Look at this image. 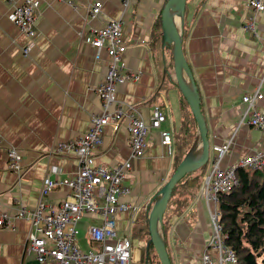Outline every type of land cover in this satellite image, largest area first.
Listing matches in <instances>:
<instances>
[{
    "label": "crops",
    "instance_id": "obj_1",
    "mask_svg": "<svg viewBox=\"0 0 264 264\" xmlns=\"http://www.w3.org/2000/svg\"><path fill=\"white\" fill-rule=\"evenodd\" d=\"M39 1V38L25 57L22 49L27 40L11 20L9 0H0V203L12 216L20 201L30 209L37 206L46 177L61 178L51 172L53 167L65 175L78 171L73 155L55 154L53 148L59 142L80 139L90 128L92 116L101 112L96 89L105 79L109 57L102 51L101 60L96 61L92 39L111 20H122L127 68L140 77L119 88L118 101L134 106L147 122L154 108L160 107L167 117L162 130L173 133L176 151L177 135L189 121L180 91L166 80L154 55V28L168 0H132L125 12L122 0ZM249 1L187 0L184 18L179 14L183 51L200 94L211 145L233 141L222 161L224 169L264 149L263 130L238 124L246 109L242 97L264 82V11L257 16L258 33L253 36L245 29ZM94 2L103 5L96 19L89 16ZM166 51L164 65L175 82L171 50ZM257 108L264 113V99ZM127 124V119L122 121L118 132L107 129L93 163L105 168L128 163L125 186L131 194L121 201L141 207L137 219L149 218L150 204L173 175L174 157L161 144L160 131L152 130L144 156L132 159ZM200 141L193 146L195 156ZM10 147H17L23 157L21 174L8 168ZM67 195L60 188L47 201L57 204ZM127 218V214L119 216L120 229ZM169 219L167 242L173 264H199L212 232L201 190L183 215L171 211ZM14 224V230L0 229V264L36 263L35 256L26 252L30 222L17 219Z\"/></svg>",
    "mask_w": 264,
    "mask_h": 264
},
{
    "label": "built area",
    "instance_id": "obj_2",
    "mask_svg": "<svg viewBox=\"0 0 264 264\" xmlns=\"http://www.w3.org/2000/svg\"><path fill=\"white\" fill-rule=\"evenodd\" d=\"M122 1L125 12L132 0ZM9 2L13 9L11 20L27 40L22 49L23 55L29 57L39 38L37 23L41 3L39 0ZM68 3L74 6L72 2ZM248 4L250 15L247 17L245 29L257 36V16L264 11V2L250 0ZM102 9L101 2H94L89 8V16L92 19L98 18ZM92 47L97 50L96 61L101 60L102 51H106L109 57L105 79L96 89L101 100V112L92 116L90 128L80 139L59 142L53 148L55 154L73 155L79 166L78 171L65 175L63 170L53 167L51 172L61 178L44 179L41 199L34 209L26 207L20 201L17 204V214L12 216L2 209L0 203V229L14 230L17 219L30 222L32 227L26 252L33 254L38 264H135L133 228L141 207L121 201L122 197L131 194V189L125 186L129 164L122 163L105 168L94 166L93 163L95 153L104 146L108 128L118 132L121 122L127 119L132 159L144 156L152 130L160 131L161 144L168 155L174 157L176 154L172 132L162 130L167 117L160 107L154 108L152 117L147 122L134 106L122 104L116 99L118 85L129 79L136 82L140 78L127 68L128 46L124 41L122 20H111L104 28L96 30ZM263 85L264 82H261L254 92L242 97L246 109L238 122L239 127L248 125L264 131V113L257 108L264 99ZM232 143L229 140L213 146L211 166L201 187V197L208 207L212 232L199 264L237 263L235 251L226 244L228 236L220 222L219 197L232 191L238 169H264V149H259L224 169L222 161L230 153ZM7 158L9 170L21 174L23 157L18 148H8ZM60 188L67 191V197L57 204L48 202V195ZM124 214L128 218L122 230L119 228V216ZM86 215L91 216L93 224L86 235L80 238L77 226Z\"/></svg>",
    "mask_w": 264,
    "mask_h": 264
},
{
    "label": "trees",
    "instance_id": "obj_3",
    "mask_svg": "<svg viewBox=\"0 0 264 264\" xmlns=\"http://www.w3.org/2000/svg\"><path fill=\"white\" fill-rule=\"evenodd\" d=\"M167 49H169V47L164 44L161 17L154 28L155 60L158 67L163 68V74L166 80L171 81L173 86L179 90L178 85L176 82L172 81L168 69L164 65ZM182 98L189 111V121H186L180 134L177 135L178 149L173 158L175 162L173 173L177 170L179 164L187 157L189 146L193 143L189 128L191 119L196 123L191 109L183 95ZM210 161L200 170L186 175L178 184L175 193L172 195L163 221L164 240L168 252L167 238L170 234L169 213L174 211L176 216L180 217L183 215L189 202L194 199L198 191L201 190L203 178L210 167ZM151 206L152 204H150V209ZM219 211L223 231L228 236L226 244L235 251L238 259L236 264H264V169L256 171L238 169L236 171L235 183L232 191L229 194H222L219 197ZM145 233L150 234L148 215L144 218L141 217L137 219L134 227L133 239L136 240L139 235ZM171 262L173 264L172 259Z\"/></svg>",
    "mask_w": 264,
    "mask_h": 264
},
{
    "label": "water",
    "instance_id": "obj_4",
    "mask_svg": "<svg viewBox=\"0 0 264 264\" xmlns=\"http://www.w3.org/2000/svg\"><path fill=\"white\" fill-rule=\"evenodd\" d=\"M175 1L176 0H168L162 10L161 17L164 33V44L171 50L174 80L178 85L183 97L187 101L197 123L202 150L201 155L197 159H192L191 152L188 153L187 157L179 164L177 170L173 173L165 186H163L162 189L157 193L152 202L148 218L150 240L147 243V249H149L151 246L155 249L161 264H172L164 240L163 221L173 192L186 175L200 170L206 166L210 161L211 156L209 130L202 111L200 94L196 86L193 73L183 51L182 29L180 30L177 25H172L170 32H168V28H170V26L166 22V18L171 15ZM180 2L182 8V17L184 18L187 0H180ZM184 73L187 80L184 78ZM158 222H160L161 234L158 227ZM34 264L38 263L36 262Z\"/></svg>",
    "mask_w": 264,
    "mask_h": 264
},
{
    "label": "rangeland",
    "instance_id": "obj_5",
    "mask_svg": "<svg viewBox=\"0 0 264 264\" xmlns=\"http://www.w3.org/2000/svg\"><path fill=\"white\" fill-rule=\"evenodd\" d=\"M176 25L179 26V21L176 23ZM172 94L177 95L178 92L174 91V92H172ZM189 128L191 131L190 136L192 137L193 143H191L192 145L189 146L188 151L191 152V149L196 144V142L200 141V134H199L198 126L193 121V119H191V121L189 123ZM210 144H211V142H210ZM212 148H213V145H211L210 159L213 158ZM204 178H203V180H204ZM175 190H174L173 194L175 193ZM92 224H93V222H92L90 215H86L82 218V220L79 222V224L77 226L79 229V232H80V238H83L86 235L88 228ZM160 234H161V231H160ZM149 240H150V234H147V233L139 235L136 238V241L134 243V247L136 248V262H135V264H161L155 249L153 247H151L150 250L147 249V243L149 242ZM82 245H83V247L85 246L84 242H82Z\"/></svg>",
    "mask_w": 264,
    "mask_h": 264
},
{
    "label": "bare ground",
    "instance_id": "obj_6",
    "mask_svg": "<svg viewBox=\"0 0 264 264\" xmlns=\"http://www.w3.org/2000/svg\"><path fill=\"white\" fill-rule=\"evenodd\" d=\"M179 14H182V8H181V2H180V0H176L175 2H174V4H173V11H172V13H171V15H169L167 18H166V22L168 23V25L170 26V28H168V32H170V30H171V26L172 25H176V23L181 19V17L179 16ZM182 20V19H181ZM184 78L187 80V78H186V75H185V73H184ZM130 81H133V80H131V79H129V80H126L123 84H120V85H118L117 86V92H116V99L118 100V91H119V88L122 86V85H124V84H126V83H128V82H130ZM133 82H135V81H133ZM197 144V143H196ZM201 150H202V146H201V142H200V152H199V155L198 156H195V155H193V153L191 154V158L192 159H197L200 155H201ZM158 227H159V230L161 229L160 228V222H158Z\"/></svg>",
    "mask_w": 264,
    "mask_h": 264
}]
</instances>
